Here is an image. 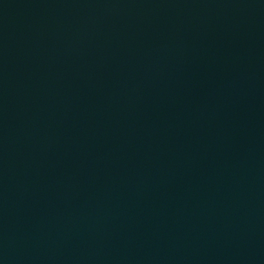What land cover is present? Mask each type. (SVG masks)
I'll use <instances>...</instances> for the list:
<instances>
[{"label":"water","instance_id":"obj_1","mask_svg":"<svg viewBox=\"0 0 264 264\" xmlns=\"http://www.w3.org/2000/svg\"><path fill=\"white\" fill-rule=\"evenodd\" d=\"M0 264H264V0H0Z\"/></svg>","mask_w":264,"mask_h":264}]
</instances>
